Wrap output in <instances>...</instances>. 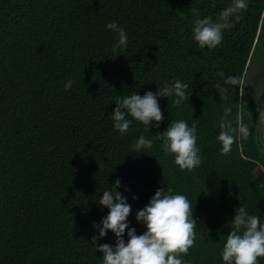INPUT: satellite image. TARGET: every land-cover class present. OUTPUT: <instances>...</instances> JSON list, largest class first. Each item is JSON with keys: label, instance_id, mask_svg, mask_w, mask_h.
<instances>
[{"label": "trees", "instance_id": "1", "mask_svg": "<svg viewBox=\"0 0 264 264\" xmlns=\"http://www.w3.org/2000/svg\"><path fill=\"white\" fill-rule=\"evenodd\" d=\"M230 2L0 0V264H102L93 223L107 215L98 200L117 178L131 190L120 189L138 235L146 229L136 212L158 188L187 196L198 225L183 257L190 264H224L223 242L242 204L264 219V174H256L264 169V137L245 98L248 69L264 63V0H248L217 48L192 39L193 9L215 18ZM113 21L128 32L122 50L105 28ZM230 75L237 85L224 84ZM176 79L189 84L188 99L173 107L161 98L159 128L113 131L116 98ZM224 107L250 135L221 155ZM178 119L197 125L202 164L195 171H180L159 140L131 153L134 138H154ZM115 239L109 232L97 246Z\"/></svg>", "mask_w": 264, "mask_h": 264}, {"label": "clouds", "instance_id": "2", "mask_svg": "<svg viewBox=\"0 0 264 264\" xmlns=\"http://www.w3.org/2000/svg\"><path fill=\"white\" fill-rule=\"evenodd\" d=\"M248 0H231L215 18L201 16L199 9H193L192 39L201 48L209 50L222 44L223 34L235 26L248 8ZM106 30L116 34L114 49H124L128 45V32L116 21L105 25ZM223 75V74H221ZM239 82L236 76H227L225 85L234 86ZM72 81L65 84V91L70 90ZM157 91H147L143 96L139 92L118 97L110 119L113 131L121 136L134 130L139 123L145 129L159 128L164 119L159 100L167 98L173 107L181 106L187 99L189 84L176 79L157 86ZM219 133L216 136L220 143L221 155L231 152L234 143H240L250 135L247 124L233 119V109L224 107L219 118ZM155 140L161 142L165 154L173 156L175 165L180 171L193 172L202 164L201 149L197 144V125L184 119L171 120L170 125L154 138H146L140 134L134 138L131 153H141L153 148ZM131 190L122 185L119 178L112 187L102 191L98 205L108 210L99 223L94 222L93 228L98 233L92 237V246L96 253L102 254V264H190L183 259L196 240L197 221L194 218L195 208L186 195L174 192L167 186L158 188L148 204L135 215L137 223L142 224L146 231L137 234L130 226L129 216L132 206L128 196L122 194ZM135 200L137 197L132 196ZM235 215L230 222L231 231L223 242L220 259L224 264H261L264 258V219L246 206L234 209ZM111 232L115 236V244L103 243L97 246L98 240ZM127 235V242L124 237Z\"/></svg>", "mask_w": 264, "mask_h": 264}, {"label": "rangeland", "instance_id": "3", "mask_svg": "<svg viewBox=\"0 0 264 264\" xmlns=\"http://www.w3.org/2000/svg\"><path fill=\"white\" fill-rule=\"evenodd\" d=\"M245 84V98L247 104L253 111V122L254 124L256 122V128L258 129L259 135L264 137V63H262L260 66H250L245 76ZM262 144L264 148V139ZM256 174H264V169L259 168L256 171Z\"/></svg>", "mask_w": 264, "mask_h": 264}]
</instances>
